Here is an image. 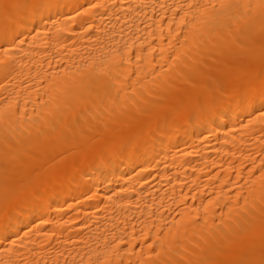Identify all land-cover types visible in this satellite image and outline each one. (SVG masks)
Segmentation results:
<instances>
[{
  "label": "bare ground",
  "instance_id": "obj_1",
  "mask_svg": "<svg viewBox=\"0 0 264 264\" xmlns=\"http://www.w3.org/2000/svg\"><path fill=\"white\" fill-rule=\"evenodd\" d=\"M0 264H264V0H0Z\"/></svg>",
  "mask_w": 264,
  "mask_h": 264
}]
</instances>
